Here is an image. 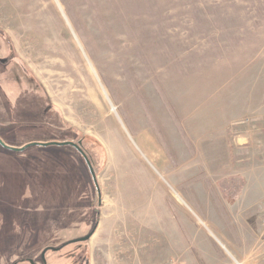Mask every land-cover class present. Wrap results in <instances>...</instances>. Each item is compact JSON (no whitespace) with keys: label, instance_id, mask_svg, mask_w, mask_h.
<instances>
[{"label":"rangeland","instance_id":"1","mask_svg":"<svg viewBox=\"0 0 264 264\" xmlns=\"http://www.w3.org/2000/svg\"><path fill=\"white\" fill-rule=\"evenodd\" d=\"M85 262L264 264V0H0V264Z\"/></svg>","mask_w":264,"mask_h":264},{"label":"water","instance_id":"2","mask_svg":"<svg viewBox=\"0 0 264 264\" xmlns=\"http://www.w3.org/2000/svg\"><path fill=\"white\" fill-rule=\"evenodd\" d=\"M55 144L76 146L75 144H73V143H71V142H64V143H55V142H54L53 144H50V143H45V144H44V143H43V144L41 143V144H40V143H39L38 145H40V146L43 145V146H44V145H55ZM76 147H78V146H76Z\"/></svg>","mask_w":264,"mask_h":264},{"label":"flooded vegetation","instance_id":"3","mask_svg":"<svg viewBox=\"0 0 264 264\" xmlns=\"http://www.w3.org/2000/svg\"><path fill=\"white\" fill-rule=\"evenodd\" d=\"M75 241H73V242H81V241H84L83 240V238H81V237H77L76 239H74ZM85 264H86V262H85Z\"/></svg>","mask_w":264,"mask_h":264}]
</instances>
